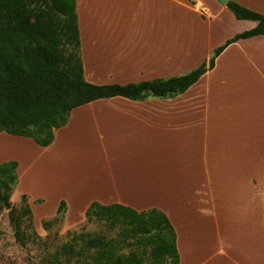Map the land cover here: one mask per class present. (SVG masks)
<instances>
[{
  "label": "crops",
  "instance_id": "1",
  "mask_svg": "<svg viewBox=\"0 0 264 264\" xmlns=\"http://www.w3.org/2000/svg\"><path fill=\"white\" fill-rule=\"evenodd\" d=\"M236 1L264 14V0ZM135 2L136 15L143 19L134 20L148 24L150 32L145 31L146 24L135 31L131 17L124 23L115 18L122 8L130 16L128 8ZM145 3L152 9H143ZM173 5L192 15L176 22L195 25L190 34L174 32ZM226 9L218 0H76L84 77L104 85L187 73L208 61L227 39L256 26V21L239 20L235 23L245 24L241 29L223 31L220 23ZM82 131L99 142L110 161L123 164L97 168L102 177L107 171L114 176L112 182H93L89 177L84 182L91 191L60 197L71 220L86 219L94 201L139 211L155 207L166 213L176 230L179 264H264V35L228 45L211 70L175 97L115 96L73 109L68 123L55 131L54 141L41 146L43 152L58 151L60 141L74 144V135ZM14 142L0 139L6 148L12 144L13 151L30 148L28 143ZM125 159L132 162L127 164ZM20 167L19 162L17 186ZM178 173L183 184L194 186V192L205 194L203 189L209 186L210 199L229 195L234 203L220 213L214 210L212 225H185L169 204L153 195ZM37 174L43 175L42 170ZM51 185L54 182H41L42 192L35 202L45 200ZM218 185L228 186L231 192L215 196ZM22 194L28 196L34 214L31 194L25 190ZM38 208L42 212L43 205ZM209 209L199 207L206 214ZM79 210L80 215L75 213ZM42 216L46 215L41 213L39 219Z\"/></svg>",
  "mask_w": 264,
  "mask_h": 264
},
{
  "label": "trees",
  "instance_id": "2",
  "mask_svg": "<svg viewBox=\"0 0 264 264\" xmlns=\"http://www.w3.org/2000/svg\"><path fill=\"white\" fill-rule=\"evenodd\" d=\"M226 7L238 20L257 24L227 39L208 61L167 78L99 85L84 77L76 0H0V132L46 147L54 141L55 131L68 123L71 111L89 102L115 96L172 98L185 92L214 67L228 45L264 35V14L236 0H229ZM18 166L15 159L0 163V213L9 209L16 238L25 244L24 224L34 225L33 212L26 194L19 208L11 202ZM66 206L62 200L57 219L66 213ZM85 217L88 223H105L116 235L87 236L78 248L73 241L66 242L60 253L70 263L179 264L176 230L164 211L94 201Z\"/></svg>",
  "mask_w": 264,
  "mask_h": 264
},
{
  "label": "rangeland",
  "instance_id": "3",
  "mask_svg": "<svg viewBox=\"0 0 264 264\" xmlns=\"http://www.w3.org/2000/svg\"><path fill=\"white\" fill-rule=\"evenodd\" d=\"M132 1V0H131ZM143 9H152L150 3H145ZM139 10L137 2L133 3L128 11L131 15L125 14V9L122 8L114 15L119 21L123 22L131 17L132 25L135 31H138L146 23H140L134 19L142 20V16L136 15ZM228 13L221 16L220 28L226 32H234L241 29L245 25L240 22L235 16L232 17L231 11L226 9ZM155 14L158 13L156 10ZM164 13V11H162ZM234 15V14H233ZM192 18V15L185 12L173 5L172 19L174 20V32H184L190 34V29L195 25H182L180 22L182 18ZM225 16V17H224ZM169 15L167 14V20ZM235 20V21H234ZM146 24V32H150ZM142 31V30H139ZM202 33V32H201ZM194 42V41H193ZM193 42H186L193 43ZM74 144L70 145L66 141H60L58 145V151L53 150L43 152L41 146L37 145L32 139L28 137L15 136L6 132H0V139L5 141H22L28 143L30 148L23 152L18 150H12L11 147H5V144H0V160L6 159L10 156H15L21 167L19 173L21 180L19 185L11 195V202L14 207L19 208L22 204L21 191L25 190L31 194L32 204L36 206V210L33 214V226L28 224V221L24 224V230L27 234L25 244L19 242L16 238L14 228L12 226L9 209H3L0 213V264H72L60 253L61 246L66 242L73 241L78 248L82 243V239L87 236H95L100 233H106L109 236H115L116 231H109L107 225L102 222L88 223L86 219L80 220L77 218L71 220V216H67L66 213L61 219H57V212L50 214L53 211H57V207L60 204V197L71 196L74 197L75 192L91 191L88 189V178L91 177L93 182H112L115 178L110 176L108 171L104 173L102 177L101 173H98L102 168L105 170L108 168L109 163L123 164L122 162L113 160L110 161L107 158L105 152H101L102 148L99 142L94 141V137L91 134H85L84 131L80 135H74ZM7 145V144H6ZM122 155L121 153H119ZM9 155V156H8ZM116 155V154H112ZM10 158L6 159L9 160ZM5 161V160H3ZM127 164L131 163L128 159L124 160ZM169 162V161H168ZM92 165V166H91ZM99 168V169H97ZM37 170H42L43 175H38ZM56 172V173H55ZM116 174L119 172L115 171ZM116 175L117 178L121 177ZM114 174V172H113ZM179 176L173 178L170 183H165L157 193L153 194L158 199L164 201L165 204H169L172 209L178 214V216L184 220V224L188 226H208L213 223V211L216 210L220 213L224 209H228L232 203H234L229 195L223 196V198L210 199L206 186L205 194H198L193 191L194 186L186 183H182L180 173ZM19 176V177H20ZM97 177V179H96ZM49 178L51 179L49 181ZM118 180V179H116ZM46 184H53L50 186L48 196L42 203L35 202L36 196L42 191L38 189L41 182ZM84 182L83 184L81 183ZM53 187V188H52ZM200 187V186H199ZM215 192V186H211ZM231 189L225 185H218L215 196L219 193H229ZM20 195V196H19ZM43 205V210L40 212L39 206ZM202 208H211L206 213H202L199 210ZM215 207V208H214ZM56 208V210H55ZM45 214L39 219L40 214ZM76 214H81V210L75 211ZM35 216V217H34ZM37 217V218H36ZM36 218V219H35ZM49 225H44L45 221H49ZM212 239V238H211Z\"/></svg>",
  "mask_w": 264,
  "mask_h": 264
},
{
  "label": "water",
  "instance_id": "4",
  "mask_svg": "<svg viewBox=\"0 0 264 264\" xmlns=\"http://www.w3.org/2000/svg\"><path fill=\"white\" fill-rule=\"evenodd\" d=\"M221 4L226 5L229 0H218Z\"/></svg>",
  "mask_w": 264,
  "mask_h": 264
},
{
  "label": "bare ground",
  "instance_id": "5",
  "mask_svg": "<svg viewBox=\"0 0 264 264\" xmlns=\"http://www.w3.org/2000/svg\"><path fill=\"white\" fill-rule=\"evenodd\" d=\"M13 142H14V141H13ZM7 143H8V142H7ZM11 143H12V142H11ZM14 143H15V142H14ZM22 144H23V143H22ZM22 144H21V145H22ZM27 145H28V144H27ZM27 145H26V147H27ZM12 146H13V145L11 144V146H8V147H11V148H12ZM15 146H16V145H15ZM13 148H15V147H13ZM13 148H12V149H13ZM18 149H19V148H18ZM27 149H28V148H27ZM16 150H17V148H16ZM20 152H21V151H20ZM103 182H104V181H103Z\"/></svg>",
  "mask_w": 264,
  "mask_h": 264
}]
</instances>
